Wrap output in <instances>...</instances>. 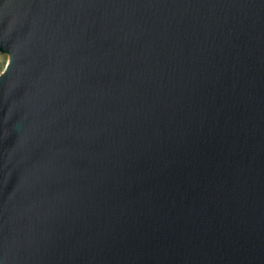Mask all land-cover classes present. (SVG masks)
I'll list each match as a JSON object with an SVG mask.
<instances>
[{
	"label": "water",
	"instance_id": "95a60500",
	"mask_svg": "<svg viewBox=\"0 0 264 264\" xmlns=\"http://www.w3.org/2000/svg\"><path fill=\"white\" fill-rule=\"evenodd\" d=\"M0 264H264V0H0Z\"/></svg>",
	"mask_w": 264,
	"mask_h": 264
},
{
	"label": "rangeland",
	"instance_id": "374dc122",
	"mask_svg": "<svg viewBox=\"0 0 264 264\" xmlns=\"http://www.w3.org/2000/svg\"><path fill=\"white\" fill-rule=\"evenodd\" d=\"M7 56L6 54H0V71L3 69L5 62H6Z\"/></svg>",
	"mask_w": 264,
	"mask_h": 264
}]
</instances>
